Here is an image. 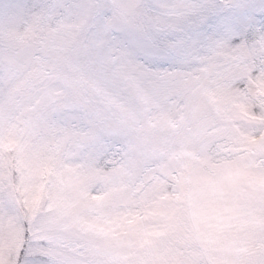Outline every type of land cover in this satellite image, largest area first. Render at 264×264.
Segmentation results:
<instances>
[{"label": "clouds", "instance_id": "1", "mask_svg": "<svg viewBox=\"0 0 264 264\" xmlns=\"http://www.w3.org/2000/svg\"><path fill=\"white\" fill-rule=\"evenodd\" d=\"M10 231L19 264H264V0H0Z\"/></svg>", "mask_w": 264, "mask_h": 264}, {"label": "snow or ice", "instance_id": "2", "mask_svg": "<svg viewBox=\"0 0 264 264\" xmlns=\"http://www.w3.org/2000/svg\"><path fill=\"white\" fill-rule=\"evenodd\" d=\"M48 71L47 67L41 70L42 73H46ZM19 242V237L14 231H10L5 241L6 249L5 254L0 257V264H13V260L15 259V264H19V261L23 258V254L16 251L17 244ZM44 249L38 247L35 253L37 257L33 264H40L39 256L45 255Z\"/></svg>", "mask_w": 264, "mask_h": 264}]
</instances>
